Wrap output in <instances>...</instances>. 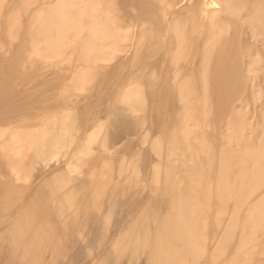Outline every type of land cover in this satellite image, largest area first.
<instances>
[{
  "label": "bare ground",
  "instance_id": "6f19581e",
  "mask_svg": "<svg viewBox=\"0 0 264 264\" xmlns=\"http://www.w3.org/2000/svg\"><path fill=\"white\" fill-rule=\"evenodd\" d=\"M260 32L264 0H0V264H46V250L55 264H264V124L252 142L230 104L224 154L192 130L221 117L225 93L252 99L257 72L264 90V57L240 37ZM123 47L134 54L110 90L106 59ZM64 54L71 77L43 79ZM184 58L191 67H167ZM60 156L61 168L36 169ZM231 162L240 179L209 178Z\"/></svg>",
  "mask_w": 264,
  "mask_h": 264
},
{
  "label": "rangeland",
  "instance_id": "374dc122",
  "mask_svg": "<svg viewBox=\"0 0 264 264\" xmlns=\"http://www.w3.org/2000/svg\"><path fill=\"white\" fill-rule=\"evenodd\" d=\"M183 1H186V0H183ZM170 10H172V8H170ZM239 20L242 22L241 23V27L244 30V32L248 33V30H249L248 24L249 23H247L243 19H239ZM245 33L241 34L240 37L243 38V39H246V41H249L250 43H252L251 44V48L254 49L253 52H254V54H256V55H253V57H256V58H260L261 56L264 57V34L261 33V32L255 34V35L245 34ZM238 47H242V46H238ZM122 49H124V47ZM124 50H125V52L123 54H120L119 52H116L112 56L108 57L110 59L107 60L105 58L106 61H107L106 62L107 64H106V67L104 69V72H109L111 70H116V73H118V74L112 73V75L107 80L108 86L110 87V90L113 89V87L109 84V82L114 79L112 77H122V76L126 75L125 72H126L127 68H126V66H124L125 63H123V62H126V60L128 59L127 57H130L131 55L134 54L133 50H131L129 48L124 49ZM69 53L72 54L73 56L75 55V53H71V52H69ZM67 56H69V55L68 54H64V59L63 60H59V61L53 62L54 67L43 66V65H41V67L39 66L40 67V68H38L39 74L41 75V74L44 73V75H45L44 77H42V76L41 77L43 79L48 77L49 80H50V77L48 76V74L50 73V74H52V77H53V78L51 77L52 79H54V78L57 79V75L53 76V75H55V74H53V72H54L53 70L55 69V71H56V69H58V68H62L64 70V72H67V74H69L68 70L70 69V77H71V75L73 74V69H71L70 66L74 65V60L73 59H76V58H72V57L66 58ZM235 57L238 60V62L240 64V67L242 69V65L243 64L241 63V60H239L238 54H235ZM170 59H171V56H170ZM77 60H79V59H77ZM192 64L193 63H192L190 58H184V59H180L178 62L170 61V66H167V67H170V71L172 73H176L177 71L180 70L181 66L191 67ZM49 67H51V68H49ZM136 67H138V66H136ZM250 70H251V74L256 71L253 67L252 68L250 67ZM50 71H53V72H50ZM138 71H139V67H138ZM24 72L25 71H23L19 75L22 78L23 82H26V81L29 80V84L30 85H37V88L41 89L40 91L44 90L43 91V92H45L43 94L44 97L47 94L49 96L50 95L52 96L53 92L51 90H50V92L47 91L48 89L51 88V85H49L48 83L42 82L41 78L38 81L37 76H35L33 78H30V77L24 78V77H22V74ZM245 75H246V73H245ZM261 76H262V73L257 72L254 75L253 81L249 80L252 86L249 89H247L246 91L255 90V92H256L253 95L252 99L251 98L243 99V98L237 97V95L235 96L232 93H229V94L225 93L224 94V101L227 100L228 104L226 106H222V109L220 110L221 111V115H220L221 117L219 119H217L218 121L217 120L214 121L215 118H210L209 116H203L201 118V121L199 122L198 128L195 129L194 127H192L193 132L201 130V133L203 135L204 134L203 130H204L206 138H208L209 140H212L213 142H217L218 144L223 145L224 149L222 150V154H224L229 149V146L226 144V140L224 138H221V136H222V134L224 132H226L227 130H230V128H231L230 121L235 118V115H232L230 113V110L232 108L229 109V105L231 104V105H234L233 107L236 108V110L240 113L241 117H244L247 120V125L245 126L247 128V131H245V132H247L249 137L252 138V142H254L259 136L262 135V128H263V124H264V118L258 112L262 108H264V90L261 89V85L258 82L260 80ZM175 77H177V75H174V78ZM52 79H51V81H52ZM196 84H198L197 80H195L194 84H193V89L197 91L198 90V86ZM47 97L48 96H46L45 98H47ZM17 100L19 102L26 101V100H21L18 97H17ZM78 100L81 101L82 98L80 100V97H79ZM83 101H84V99H83ZM191 102H193V101H191ZM91 109L92 108L89 107V106L86 107V110H88V111H90ZM2 111L8 112V110H5V108H3ZM215 123H216V126L213 128L212 124H215ZM143 132H145V134L147 136H150L151 133H152V131L147 129L146 127H143ZM131 137H134V135L129 136L127 140H129V138H131ZM99 138H100V136L96 137L97 140ZM127 140H122L118 144L114 145L115 146L114 147L115 151L120 150L123 145H128L129 141H127ZM204 142L205 141L203 140L198 145L199 149L207 151L205 153H202L201 155H206L208 152L212 153L214 148H215V146L213 144H211V146H209V148H204L203 147ZM145 144L148 145V142L145 141ZM146 145H144V147H146ZM209 145H210V143H209ZM91 146H92L93 152L96 153L95 150H94V146L95 145L92 143ZM60 157H58L56 159L53 158V160L48 161L47 163H43L42 165H40V167L39 166H38V168L36 167V169L37 170L43 169L45 171L47 169V171H48V169L51 170V169H59V168H61L63 166V164H61V163H62L64 158H62V157L60 158ZM65 159H66V157H65ZM181 162H182V157H175V158L174 157H170V166L175 168V169H178V166L181 164ZM50 165H51V167H50ZM250 166H252V162L250 160L244 161V163L238 162V168L239 169H247ZM256 171L258 173L261 172V171H264V164L261 165ZM36 173H37V171H36ZM113 176H114V174L111 176V178ZM83 177H84V175L82 177H80V178H83ZM80 178H78V179L80 180ZM209 178H211V180H213V181H217L219 179L220 180H222V179H232V180L240 179L238 175H235L233 173V162L227 163V168L225 170L221 168V169H219V171L217 173H211ZM4 180H6V179L4 178ZM29 181H30V179H27V180L22 181V183L24 185H26L30 189L32 187L28 185ZM125 184L130 186L129 191H135L137 186L140 183H137L134 180H132V181H128L127 180L125 182ZM197 184H198V182H196V181L195 182H193V181L190 182V185L194 186L192 189H194ZM146 189H147L146 191H148L147 187H146ZM152 194H154V193H152ZM254 195H255V193H252L250 198H252ZM53 198H54V195L51 196V199H53ZM118 210H119V208L113 210L114 215L117 213ZM222 211L226 212L227 210L225 208H223ZM129 212H127L125 215H127ZM133 212H135V209H133ZM227 214L228 213L224 214L223 217L226 218ZM114 215H113V217H114ZM125 215H121L119 220L124 218ZM110 220H111L109 222L110 224L107 223V225L111 226L113 224V218H111ZM45 253L47 254V256L44 258L45 263L46 264H55V262L50 263L52 261V257H49V252L46 250Z\"/></svg>",
  "mask_w": 264,
  "mask_h": 264
}]
</instances>
